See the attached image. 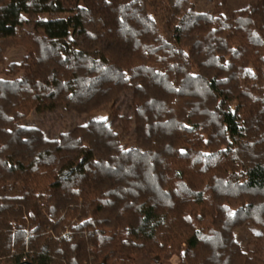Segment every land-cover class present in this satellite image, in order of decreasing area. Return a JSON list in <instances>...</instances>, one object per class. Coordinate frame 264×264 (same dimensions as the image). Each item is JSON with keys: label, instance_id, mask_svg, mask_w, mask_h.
<instances>
[{"label": "trees", "instance_id": "1", "mask_svg": "<svg viewBox=\"0 0 264 264\" xmlns=\"http://www.w3.org/2000/svg\"><path fill=\"white\" fill-rule=\"evenodd\" d=\"M12 45L4 264H264V0H0V64ZM122 97L131 132L113 126ZM105 106L54 139L21 124Z\"/></svg>", "mask_w": 264, "mask_h": 264}, {"label": "rangeland", "instance_id": "2", "mask_svg": "<svg viewBox=\"0 0 264 264\" xmlns=\"http://www.w3.org/2000/svg\"><path fill=\"white\" fill-rule=\"evenodd\" d=\"M258 1L260 0H189V4L193 6L195 12L205 13L212 11L216 5H223L226 9L237 11L245 7L253 6L258 3ZM159 25L162 26L163 22H160ZM25 55V48L22 46L12 45L8 47L5 51L3 62L0 64V79H10L11 75L8 73L11 72V70L9 71V66L13 63H19ZM20 75L21 73L18 74V76ZM126 99L125 97L120 98L116 107L118 109V117L113 121V126L117 127L118 132H121L123 127L129 129V125L132 130V115L125 109ZM112 113L113 111L110 106H105L98 111L84 115H78L74 112L59 109L42 113L30 111L24 120L21 121V124L36 128L40 130L46 138L54 139L61 133L71 131L74 127L85 125L90 119L107 120L110 117L112 118ZM125 118L129 119V122H125ZM130 129L129 131L131 132ZM198 208L199 209L196 210L197 212L205 211L207 213L210 207L201 205ZM234 235L237 239L244 241L249 236V228L237 229ZM172 262L176 263L177 259L173 258ZM0 264H4L1 258Z\"/></svg>", "mask_w": 264, "mask_h": 264}, {"label": "water", "instance_id": "3", "mask_svg": "<svg viewBox=\"0 0 264 264\" xmlns=\"http://www.w3.org/2000/svg\"><path fill=\"white\" fill-rule=\"evenodd\" d=\"M17 264H32V263L24 261V262H20V263H17Z\"/></svg>", "mask_w": 264, "mask_h": 264}]
</instances>
